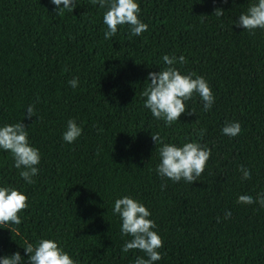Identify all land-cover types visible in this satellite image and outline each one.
Masks as SVG:
<instances>
[{
    "label": "trees",
    "instance_id": "1",
    "mask_svg": "<svg viewBox=\"0 0 264 264\" xmlns=\"http://www.w3.org/2000/svg\"><path fill=\"white\" fill-rule=\"evenodd\" d=\"M136 2L148 31L130 37L125 25L106 40V9L90 0L62 14L50 0H0V126L21 122L41 153L35 183L27 184L12 154L0 149V186L28 197L21 224L0 225V257L18 251L28 264L25 242L45 238L78 264L147 258L121 251L131 237H121L113 206L127 195L149 209L163 239L153 264H264V207L237 202L264 193V29L253 34L233 24L253 0ZM164 55H184L187 63L174 66L203 76L215 97L204 111L194 94L186 102L194 113L170 126L141 95L148 73L166 67ZM69 119L82 128L71 144L63 140ZM228 122L240 123L238 136L222 133ZM201 128L198 142L211 156L198 180L157 175L161 145L151 133L182 146ZM240 166L251 179H241Z\"/></svg>",
    "mask_w": 264,
    "mask_h": 264
},
{
    "label": "clouds",
    "instance_id": "2",
    "mask_svg": "<svg viewBox=\"0 0 264 264\" xmlns=\"http://www.w3.org/2000/svg\"><path fill=\"white\" fill-rule=\"evenodd\" d=\"M60 9L72 12L76 7L77 0H50ZM91 4L99 5L101 9H106L103 15V23L107 30L104 38L110 39L116 35L121 26L129 27V36H140L148 31V25L141 21L139 13L141 11L136 0H90ZM226 2V0H225ZM62 5V7H61ZM214 13L217 17L224 15V10L216 8ZM238 27L242 26L254 34L255 29H264V0H253L246 12L239 15L234 21ZM166 67L158 72H149L147 87L141 95L145 97L144 107L150 109L151 114L158 120H163L165 126H170L179 120V117L189 111L186 102L192 99L194 94H198L203 101V110L208 111L214 101L212 89L207 80L194 72L181 73L175 67L177 63L183 65L187 63L184 55L179 57L168 55L163 56ZM79 83L78 78L69 81L72 88H76ZM35 115L33 105L26 108V118ZM241 132L239 122H228L222 128V133L229 137L238 136ZM205 129L197 131V140L183 143L178 146L173 143H164V137L159 132L151 133V139L155 145L160 144V162L156 166L157 175L179 182L181 179L191 184L198 180L207 166L211 156V149L198 142L202 139ZM82 135V128L74 119L67 121L66 130L63 132V140L73 143ZM0 149L12 154L14 167L19 169V175L27 184L35 183L33 177L38 174V167L41 160V153L38 148L31 146L28 140L27 128L21 123L4 124L0 126ZM242 173L241 179H251V171L239 167ZM165 185H162L164 187ZM238 203L253 204L258 203L264 207V193L258 194L257 198L251 195H239ZM28 208V197L15 187L8 185L0 186V225L21 224L19 213ZM113 213L118 214L121 219V237L130 236L131 239L125 241L121 251L128 253L130 250H139L147 258L138 256L134 264H153L160 260L161 253L158 249L163 247V239L154 230L156 223L150 219L151 212L137 199L131 196H123L114 201ZM231 216V212L226 210L225 218ZM25 252L28 254V264H78L54 239L41 238L35 244L25 242ZM0 264H23V258L17 251L10 256L0 257Z\"/></svg>",
    "mask_w": 264,
    "mask_h": 264
}]
</instances>
